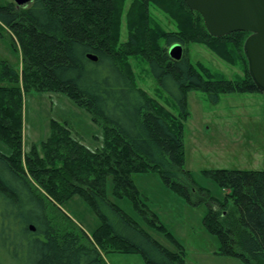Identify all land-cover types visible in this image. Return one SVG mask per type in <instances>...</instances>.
<instances>
[{
  "label": "trees",
  "instance_id": "16d2710c",
  "mask_svg": "<svg viewBox=\"0 0 264 264\" xmlns=\"http://www.w3.org/2000/svg\"><path fill=\"white\" fill-rule=\"evenodd\" d=\"M152 8L176 30L164 31ZM5 33L22 66L18 71L1 63L0 140L11 154L0 151V264H108L109 253H136L146 264H184L182 252L168 250L106 196L111 177L115 197L131 199L149 226L178 243L141 205L133 176L151 171L189 204L208 207L204 225L220 242L217 255L264 264V171H204L227 192L220 200L185 169L190 92L203 91L216 105L224 95L262 93L244 50L250 33L215 38L183 0H33L23 7L12 2L0 6V38ZM176 44L183 47L179 60L167 49ZM190 44L206 47L241 74L228 79L194 64ZM131 58L148 65L177 101L178 115L137 87ZM33 91L63 93L86 109L104 131L102 147L92 151L74 138L69 123L52 121L43 154L26 152L24 96ZM75 196L90 203L101 221L93 234L63 210Z\"/></svg>",
  "mask_w": 264,
  "mask_h": 264
},
{
  "label": "rangeland",
  "instance_id": "374dc122",
  "mask_svg": "<svg viewBox=\"0 0 264 264\" xmlns=\"http://www.w3.org/2000/svg\"><path fill=\"white\" fill-rule=\"evenodd\" d=\"M13 0H0V6ZM153 18L166 32L176 30V25L166 15L151 9ZM8 34L0 38V73L2 62L21 70V54L10 43ZM127 40L125 23L122 26V42ZM164 46V45H163ZM166 47V46H165ZM170 47H167L169 50ZM194 64L202 63L212 71L233 79L241 74L237 68L226 65L209 50L196 44L187 47ZM137 87L148 96L178 115L177 101L157 83L148 65L140 58H131ZM190 116L185 122V169L189 170L196 183L210 194L222 200L226 193L209 177L203 174L210 170H255L264 171V93L249 95L231 94L221 96L214 104L209 95L194 90L188 95ZM24 150H37L43 154V142L51 134L52 121L67 122L73 129L75 139L95 151L102 147L104 131L93 121L92 115L78 106L63 93L30 92L24 96ZM0 151L6 155L11 149L0 140ZM140 192L141 205L155 214L161 224L178 243L172 242L165 233L153 229L136 210L135 203L128 198L118 199L114 195L113 179L107 178L106 196L125 213L137 221L154 239L172 252H182L184 264H244L238 259L217 255L220 247L218 238L209 233L204 225L208 213L205 204L193 206L175 190L169 189L158 171L133 176ZM63 210L88 233L93 234L101 221L90 203L75 196L63 205ZM108 264H146L139 254L109 253Z\"/></svg>",
  "mask_w": 264,
  "mask_h": 264
},
{
  "label": "water",
  "instance_id": "95a60500",
  "mask_svg": "<svg viewBox=\"0 0 264 264\" xmlns=\"http://www.w3.org/2000/svg\"><path fill=\"white\" fill-rule=\"evenodd\" d=\"M191 11L199 13L208 33L222 38L237 32L250 33L244 46L249 72L259 91L264 93V0H183ZM23 7L33 0H13ZM169 55L179 60L183 55L180 44L169 48ZM92 61L96 57L89 55ZM34 231V228H31Z\"/></svg>",
  "mask_w": 264,
  "mask_h": 264
}]
</instances>
